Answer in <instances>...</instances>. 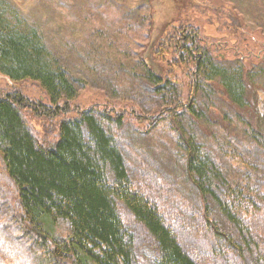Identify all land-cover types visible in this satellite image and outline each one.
<instances>
[{
  "label": "trees",
  "instance_id": "trees-1",
  "mask_svg": "<svg viewBox=\"0 0 264 264\" xmlns=\"http://www.w3.org/2000/svg\"><path fill=\"white\" fill-rule=\"evenodd\" d=\"M68 1L54 0L58 15L41 30L10 0H0V264H136L118 202L152 236L156 264H199L129 175L114 133L127 118L146 123L141 134L160 128L171 136L185 180L198 194L210 257L226 264L228 254L244 264V253L258 243L254 264H264V227L254 225L264 217H255L264 211V86L251 73L253 65L264 69L259 29H246L230 3L225 16L203 2L195 12L197 3L183 0L179 17L188 15L181 24L153 42L149 34L141 39L146 43L137 40L139 52L124 44L118 55L132 57L136 75L162 95V106L148 109L146 119L133 109L125 115L80 101L68 64ZM112 2L89 5L104 13ZM229 19L232 27L221 38L203 32L210 20L220 30ZM97 26L87 38L77 32L81 47ZM241 35L260 45L251 39L256 50L242 47ZM122 61L115 65L121 71ZM237 134L245 135L246 147L228 141Z\"/></svg>",
  "mask_w": 264,
  "mask_h": 264
},
{
  "label": "rangeland",
  "instance_id": "rangeland-1",
  "mask_svg": "<svg viewBox=\"0 0 264 264\" xmlns=\"http://www.w3.org/2000/svg\"><path fill=\"white\" fill-rule=\"evenodd\" d=\"M10 1L22 13L29 14L32 22L36 26H40L41 30L51 24L58 15L54 0ZM90 1L103 3L108 0ZM182 1L113 0L104 13L91 7L89 0H70L69 4H65L66 27L71 42L68 64L71 75L80 90L79 99L84 105L93 104L102 108L109 107V109L111 107L112 110L122 111L125 115L133 109L136 112L134 116L146 119L147 115L152 113L148 109L162 106V95L153 93V90L146 86V82L144 83V80L142 81L136 75V73H140V68L137 71L134 70L135 60L132 57L125 60L118 53L124 49V44L126 49H135L139 52L142 49L140 46L143 45H136L137 40L144 44L146 41L141 39L149 34L151 42H153L162 30H164L162 33L165 34L172 24H181L179 18L182 19L188 15L184 13L179 17V6ZM193 1L197 3L195 12L203 2L208 6L220 7L225 16L229 12L227 5L230 3V7L234 6L242 16L245 28L259 29L256 34L260 40H264V28L260 22V20H264V0ZM186 11L191 12V10ZM85 12L88 14L87 17L78 22V18L74 16L81 17ZM122 13L127 17H122ZM229 21L230 19L225 20V27L216 30V23L210 20L209 24L203 28V32L211 37L221 38L230 30L229 26L232 27V22ZM93 25H98V33L90 36L89 43L81 47L79 45L80 35L77 32L87 38ZM238 27L243 32V25H238ZM254 38L255 36L248 39L242 36L240 45L243 47L246 42L250 49L256 50L257 47L252 44L251 39L255 41L254 44L258 46L260 44L259 40ZM107 42L109 44L111 42L110 46ZM105 49L109 53H106ZM229 57L233 58L230 54ZM120 60H123L122 71L115 67ZM251 73L254 74L255 80L264 86V69H257L253 65ZM179 80V84L185 83L184 78ZM181 92H184L183 88H181ZM127 120L129 121H124L121 128H115L114 133L118 137L116 144L123 150L125 164L131 179L137 188L143 191L158 207L166 224L174 231L178 242L197 263L222 264L223 261L210 257V247L213 246L211 239L200 227L198 194L185 180L183 158L180 154L177 155L171 136L160 128L148 134H141V130L144 129L141 127H144L146 123L142 124V121L138 123L128 118ZM206 120L208 119L205 118V122ZM230 140L239 143L242 148L247 144L245 135L242 134L230 135L228 141ZM247 152L249 154L246 155V158L253 159L254 151ZM253 163H256V158ZM117 209L124 224L133 235L132 248L135 263L156 264V249L152 236L147 233L146 228L140 222L134 219L126 206L118 202ZM263 214L264 211L255 217H261ZM254 225L259 228L264 227V217ZM257 244L252 245L253 250L249 252V255L244 253V264H254L255 253L262 252L261 246L257 247ZM228 256L227 254L226 264H239Z\"/></svg>",
  "mask_w": 264,
  "mask_h": 264
}]
</instances>
